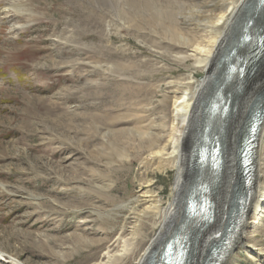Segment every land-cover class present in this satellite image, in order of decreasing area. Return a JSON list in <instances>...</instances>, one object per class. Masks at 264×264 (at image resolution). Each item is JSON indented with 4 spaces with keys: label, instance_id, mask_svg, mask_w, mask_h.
I'll use <instances>...</instances> for the list:
<instances>
[{
    "label": "rangeland",
    "instance_id": "1",
    "mask_svg": "<svg viewBox=\"0 0 264 264\" xmlns=\"http://www.w3.org/2000/svg\"><path fill=\"white\" fill-rule=\"evenodd\" d=\"M2 1L0 10L7 5ZM8 1L23 6L28 17L0 15V184L8 191L0 188V249L21 264H91L114 239L107 243V234L118 232V214L96 215L88 208L109 210L108 197L121 203L148 189L170 200L177 169L144 163L145 152L150 141L169 137L176 127L175 100L172 94L164 98L166 84L193 73L194 91L207 72L194 70L192 61L178 63L179 48L166 52L160 42L166 38H158L151 12L141 7L145 1L161 6L163 0ZM180 1L188 7L194 0ZM19 24L23 29L14 32ZM72 35L78 44H65ZM263 90L257 85L261 95L256 94ZM214 94L195 98L200 115L185 133L188 161L194 126ZM249 95L244 89L241 97ZM259 100L251 108L263 106L264 94ZM247 123V117L240 123L239 144ZM263 139L264 125V180ZM71 171L105 176L112 188L99 194L62 191L58 176L69 178ZM252 221L247 245L264 246V225L254 229ZM251 255L241 248L235 264H257Z\"/></svg>",
    "mask_w": 264,
    "mask_h": 264
},
{
    "label": "bare ground",
    "instance_id": "2",
    "mask_svg": "<svg viewBox=\"0 0 264 264\" xmlns=\"http://www.w3.org/2000/svg\"><path fill=\"white\" fill-rule=\"evenodd\" d=\"M163 1L161 6L145 1L141 6L142 12H151V20L156 23L155 33L158 38L160 35L166 38L160 40L166 44V52L170 54L179 48L174 59L178 63L192 61L193 69L206 70L207 76L194 91L193 73L187 76L186 81H167L165 88L168 91L164 98L173 95L176 127L169 137L158 136L150 141L145 152L148 153L144 163L157 162L156 169H177L170 200L165 201L163 192L148 189L139 198L121 203L108 197L107 202L111 204L109 210L97 206L88 208L96 215L118 214L111 216L118 222L113 226L118 232L107 234V243L109 238L114 239L100 255L97 253L91 257L95 259L91 264H235L238 250L244 247L251 251L255 263L261 264L264 246L247 245V231L252 219L254 229L264 225V180L259 164L264 103L257 115L258 109L251 108L253 104H259L264 94V90L261 97L256 94L259 92L256 91L257 85L264 86V0H194L188 7L180 0ZM2 2L7 5L0 10L1 16L6 14L7 18L14 12L18 19L28 17L27 14L23 16L25 9L20 4L8 0ZM177 24L182 26V32H179ZM21 29L23 24L12 28L14 32ZM85 35L84 32L83 37ZM71 42L78 44L73 35L64 41L65 44ZM251 48L254 55L247 62L244 78L240 80L235 67L240 60L250 57ZM103 64V61H98L100 67ZM117 68L120 70L121 66ZM244 89L250 94L249 98L241 97ZM213 90L215 94L207 99L208 104L215 101L218 92L230 94V110L222 120L217 115L216 123L210 128L213 136L210 140L207 128L201 123L207 108L204 110L194 126L195 138L193 135L194 143L188 161L185 133L189 121L200 115L195 98ZM252 116H255L257 126L249 180L250 177H246L241 169L243 161L238 155L246 137L239 144L238 133L243 118L247 117L252 122ZM216 147L217 169L213 170V165L202 160L206 149ZM58 178L62 191L95 189L97 193H108L112 188L101 175L79 177L71 171L69 178L62 174ZM0 188L7 191L3 184ZM59 206L73 208L65 204ZM197 215L201 217L195 218ZM77 243L84 244L80 240ZM165 258L167 262L163 263ZM0 262L21 264L20 260L1 249Z\"/></svg>",
    "mask_w": 264,
    "mask_h": 264
},
{
    "label": "water",
    "instance_id": "3",
    "mask_svg": "<svg viewBox=\"0 0 264 264\" xmlns=\"http://www.w3.org/2000/svg\"><path fill=\"white\" fill-rule=\"evenodd\" d=\"M253 55H254V51H253V48H251L250 54L248 55L250 57L240 60L238 65L235 67V72L237 73L238 79L241 80V78L242 79L244 78L245 71H246L245 68H246L247 62L249 61V59ZM215 96H216L215 101L212 102V104L211 103L208 104L207 111L205 113V118L201 122L204 124L205 128H207L206 133H207V135L208 134L210 135L209 140L213 137L211 135L210 128H211L212 124L216 123L217 115L220 116V120H222L227 115L228 111L230 110V106H231V102H232L230 94L229 95L228 94L222 95L220 92H218V94H216ZM225 96H227V97L224 98ZM210 110H213V111H210ZM256 112L257 113H255V115L259 114L258 113L259 110ZM251 119H252V122L248 121V123H247V127H246L247 131L245 132L246 138L242 142L240 149H239V153H238L239 159L241 161H243L242 162L243 166H241V169L245 173L246 177H250L249 180H251V172H252V166H253L252 161H253V152H254L253 145H254V141H255L254 135H255V128L257 126L256 125L257 120H256L255 116H252ZM197 137H198V134H197ZM194 138H195V135H194ZM195 146L196 145H194V148H193L194 152H195ZM208 148H210L209 144H208ZM217 152H218L217 147L215 149H206L205 150V157L202 160V161L208 162L210 165H213V167H212L213 170L217 169V154H218ZM251 183H252V181L250 182L249 185H251ZM197 217H201V215L195 216V218H197ZM166 262H167V259L165 258L163 263H166Z\"/></svg>",
    "mask_w": 264,
    "mask_h": 264
}]
</instances>
